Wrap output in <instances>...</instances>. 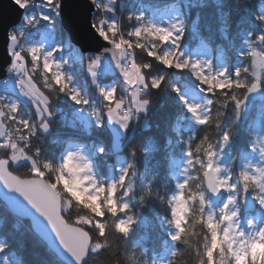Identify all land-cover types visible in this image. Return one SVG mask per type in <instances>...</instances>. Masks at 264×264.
<instances>
[{
	"label": "trees",
	"instance_id": "obj_1",
	"mask_svg": "<svg viewBox=\"0 0 264 264\" xmlns=\"http://www.w3.org/2000/svg\"><path fill=\"white\" fill-rule=\"evenodd\" d=\"M174 5L180 7L185 16L186 30L181 42L184 50L194 52L203 45L212 53L214 60L227 63L230 71L241 63L238 52L244 36L253 31V25H256L255 30L259 31L255 18L264 14V0H191L189 2L115 0L114 8L116 19L126 35L136 23L135 20H128V15L132 14L131 8L135 11L142 8L150 17L153 12L165 15L169 9L174 10ZM57 40H59L58 36ZM135 57L138 63L151 61V58L140 49H136ZM151 62L153 68L149 75L157 74L158 68L162 66L155 61ZM243 64L249 67L251 72L250 57H245ZM26 67L31 68L30 58H26ZM71 69L75 74L80 71L85 74L84 64L79 67L72 63ZM165 71L172 74L169 79L177 87L195 89L185 75L171 69ZM32 75L41 90L49 96L50 106L56 112L49 121V133L43 135L37 131L34 135L36 138H41L37 146L41 152V159L49 167L56 168L62 166L66 147L81 146L86 151L93 152L103 145L105 148L102 154L94 153V161L100 168L101 174L107 176L109 169L114 170L117 160L121 159L126 165L127 178L132 184L131 202L123 213H118L117 208L110 210L104 204L100 206L101 210L96 212L87 200L78 202L64 195L69 204L79 206L65 213V218L69 221L74 220L78 213L84 211L91 213L97 220L104 221L111 218L107 226L100 223L102 226L99 229L96 225L94 230L87 229L92 234L93 242L105 240L107 246L96 254H89L85 264H145V261L149 264H233L228 247L223 243L214 245L213 227L209 224L205 209L200 205L198 198L200 194L207 193L203 181L204 165L209 160L206 145L212 146L214 155L211 158H214L223 143L221 134L228 131L231 136V142L227 145L232 155V171L237 177H241L240 163L250 153L258 122L264 134V113L258 118L257 110L252 108L245 116L237 119L231 105L225 108V98L219 95L220 90H218L217 96L213 99H217L219 103L212 106L207 123L198 126L194 125L192 118L187 117L186 113L183 120H177L182 110L176 104L174 93L170 88L150 89L148 95L144 97L150 102L147 113L139 114L138 120L136 115H133L128 126V134L122 138L120 148L113 150L110 131L105 126L93 127L89 135H84L80 130L71 131L64 126L62 115L72 114L77 106L63 94L57 95L45 89L39 72ZM117 76L108 74L101 77L99 83L101 86L112 84ZM85 78L87 79L84 87L89 99L96 107L101 108V112H104L100 99L96 97V85L91 83L87 74ZM242 78L252 79L250 75L245 74H242ZM5 95L11 101L20 100L22 102L18 104L20 111L27 110L30 121H35L34 111L22 98L10 91L8 82ZM121 95L126 99V94L118 87L117 96ZM6 111L7 109H3L0 112L6 113ZM9 125L16 130L20 128L11 120ZM132 129H135L134 134ZM189 148L192 152L190 159L196 164L200 162L199 165L202 167H196L198 179H190L184 186L182 197L186 201V211L177 238L171 240L168 229L174 227L172 201L178 191L177 181L181 172V163L185 157H188ZM198 148L200 151H197ZM7 156V150L0 149V158ZM9 169L12 174L22 179L32 177L29 164H21L17 167L10 165ZM57 177H52L51 173L48 175L49 180L54 181L53 185ZM64 177L67 178V175L65 174ZM243 182L249 194L255 196L257 190L254 184L250 181ZM224 198L225 194L222 199ZM117 205H121L119 200ZM242 213L245 216L252 215ZM126 218H131L132 222L127 234L124 235L123 230L116 225ZM82 221L87 225L92 223L86 218ZM113 224L115 232L111 231ZM96 230L99 231V236ZM0 244L6 245V251L0 254V259L13 264H63L32 232L30 223L12 215L1 201ZM246 264H264V261L250 259Z\"/></svg>",
	"mask_w": 264,
	"mask_h": 264
},
{
	"label": "snow or ice",
	"instance_id": "obj_2",
	"mask_svg": "<svg viewBox=\"0 0 264 264\" xmlns=\"http://www.w3.org/2000/svg\"><path fill=\"white\" fill-rule=\"evenodd\" d=\"M114 3L115 0H107V3L102 0H79L72 6L71 13L68 9V18L65 23L63 17L65 0H11V4L23 15L22 26L17 31L10 30L7 33V51L11 58L7 71L16 75L19 94L35 106L39 117V131L42 133L48 131L49 121L56 112L50 106L49 96L35 82L32 73L36 72H39L45 89L57 95L66 96L77 106V112L86 115L91 108L90 115L94 117V120L80 122L85 129H89L91 124L102 128L105 122L115 121L121 129L127 131L133 115H136L138 120L139 114L147 113L150 102L144 97L148 95L149 90L162 87L170 88L174 93L176 104L182 110L177 120H183L186 113L187 117L190 116L198 126L207 123L212 106L219 103L217 99H213L217 96L218 90H220L219 95L225 98V108L231 105L237 119L257 100L264 108V14L257 15L255 18L259 31H256V25H253V31L244 36L238 52L241 63L230 71L227 63L217 64L212 58L192 60L185 55V48L181 42L186 30V21L180 7L174 5V14L171 18L161 19L159 22L155 19L146 20L143 13L129 14L128 20H135L136 23L125 35L116 19ZM41 23L52 30L51 33H41V38L47 40L49 46L45 48L43 44H40L25 47L20 41L26 31ZM71 30H79L81 38L85 41L90 33L94 34L106 47H101L99 52L92 54L72 42ZM65 48L68 49L70 58L78 60L81 65L87 61V72L92 78V83L96 85L104 112L95 107L92 101L74 86V77L63 71L64 65L68 64L69 60L63 59L62 56L58 60L57 54H62ZM136 49L142 50L147 57L151 58V61L162 66L158 68L159 71L156 70L157 74L149 75L153 68L151 61L137 62ZM245 57L252 58L251 72L249 67L243 64ZM26 58H30V69L26 67ZM165 69L189 73L198 82L196 89L177 87L169 79L172 74ZM108 74L117 76V79L111 85L101 86L100 78ZM242 74L250 75L252 79L242 78ZM118 87L122 93L130 97V100L125 99L124 95L117 96ZM4 102V97L0 96V106H3ZM6 107V113L0 112V118L6 116L14 124L19 125L20 128L17 129L21 132L24 143L30 146V138L37 133V126L30 119L18 117L17 103H9ZM205 108L207 112L204 111ZM21 128L27 130V135L21 131ZM261 137H264V134H258L256 140H260ZM221 141L224 144L231 142L228 131L221 134ZM251 147L255 150L256 143L253 142ZM0 149L9 151L6 158H0V184L9 192L22 198V200L9 198L11 203L18 206V212L21 214L32 216L36 231L48 241L51 248L70 258L68 260L70 264H76V261H79V264H85L89 254H96V252L89 246L88 232L80 227L84 222L77 220L73 223L65 218L64 211L52 199V193L48 191L49 189L56 191L57 187L53 186L43 169L34 168L31 178L22 179L12 174L9 165L18 164L19 154L27 153V148L15 143L10 144L3 138L0 140ZM197 151L200 149L198 148ZM206 151L209 157L207 170L212 173V180L209 181V188H211L216 181L211 160L214 155L212 146L206 145ZM261 151L264 153V149ZM97 153L102 154L103 149L98 148ZM187 156L191 162L190 148L187 150ZM72 161L71 155L65 157L59 178L63 179L66 174L69 182L83 185L85 181L81 179L80 174L85 171V168L73 166ZM48 167V164L44 165L45 169ZM244 179L248 178L244 177ZM126 181L125 171L119 182L124 184ZM180 187L183 188L184 185ZM107 191L114 193L115 186L108 187ZM113 203H116L115 200ZM260 204L264 206V200H260ZM126 207L127 205H117L118 213H123ZM227 218L230 219V217ZM101 226L100 223L96 224L97 229ZM129 226L130 224L123 220L116 225L123 230L124 235L127 234ZM176 238L173 237V239ZM5 251L6 245L0 244V254Z\"/></svg>",
	"mask_w": 264,
	"mask_h": 264
},
{
	"label": "rangeland",
	"instance_id": "obj_3",
	"mask_svg": "<svg viewBox=\"0 0 264 264\" xmlns=\"http://www.w3.org/2000/svg\"><path fill=\"white\" fill-rule=\"evenodd\" d=\"M189 2L191 0H183ZM102 2L107 3V0H102ZM132 14L143 13L145 15L146 20L155 19L157 22L159 20H168L174 14L173 9H169L167 14L159 15L156 13H151V16L148 17L146 11L144 9H138L135 11L134 9H130ZM22 26V20L20 23L11 31H17L19 27ZM48 32L51 33L52 30L47 27V25L41 23L38 24L35 28H30L26 31L25 36L20 41L25 47H33L39 46L43 44L45 48L49 46V42L47 40H43L41 38V33ZM185 55L192 60H204L206 58H212L213 55L211 52L208 51L206 47L203 45L199 46L196 51L190 52L188 50H184ZM63 57V59L69 60V63L64 65L63 71L65 74H70L74 77L73 84L75 87L81 90L82 94L85 95L87 98V92L85 85V74L91 79L90 74L87 72V61L84 62L85 74L83 72H79L75 74L71 69L72 63L77 64L81 67V63L78 60L70 58V54L67 48L63 51L62 54H57V59L59 60ZM251 59V71H252V58ZM214 63H220L218 60H214ZM187 77L190 83L195 87L198 84L197 81L193 77L190 76L187 72H179ZM17 80V79H15ZM10 91L15 94L16 96L22 98L26 105L31 107L34 111L35 121H31L33 124L37 126L38 132L43 135H47L49 133V127L47 133H42L39 131V117L36 114L35 106L22 94H19V90L17 85H12L8 82ZM93 84V83H92ZM95 86V84H93ZM111 85V84H107ZM105 86V85H103ZM97 91V89H96ZM96 97L99 98L98 93L96 92ZM100 99V98H99ZM126 99L130 100V97L126 95ZM92 104L96 107V105L92 102ZM99 110L101 111L100 107ZM252 108L256 109L258 112V118H261L263 109L261 107L260 102L257 100L255 103L250 105L249 110L244 113L242 116H245ZM207 112V108L204 109ZM91 108L88 109V113L82 114L77 112H73L72 114L64 113L62 115V122L63 125L68 127L71 131L80 130L81 133L84 135H89L90 130L95 127L94 124H91L89 129H85L81 121L87 120L91 122L94 120V117L90 115ZM18 117L21 119H29L27 110L25 112H21L18 108ZM7 119V117H6ZM4 120V117H3ZM193 120V119H192ZM4 122L0 118V136L5 135V126ZM194 125H197L193 120ZM104 126L109 129L111 135V147L113 150H118L120 148V143L122 138L125 135H122L125 131L119 127L115 121L107 123L105 122ZM97 128V127H95ZM25 130V129H24ZM256 136L253 140L257 139L258 134H262V126L258 122L256 128ZM27 132V130H26ZM0 137V139H2ZM257 147L255 150L252 149L250 146V153L247 154L240 163V170H241V177H237L232 171V155L230 153L229 147L227 144L222 143L220 148L217 151V154L212 160V166L215 170V176L217 180L218 188L221 190L222 194H225V198L222 199L221 203H212L206 194H200L198 196L200 205L205 209L206 218L209 224L213 227L214 234H213V242L214 245H219L223 243L229 249L231 253L233 264H246L248 260H257V261H264V212L259 210L260 206V197L264 195V153H262V149H264V139L255 140ZM252 144V143H251ZM104 150V146L100 145V147ZM97 148V149H98ZM97 149L95 151H86L85 148L81 146H73V147H66L65 152L62 158V167L64 164L65 157H67L70 153L73 157V165L77 164L76 157L79 156L81 159V168L83 163H88L89 167L85 168V171L80 174L82 180L85 181L83 185H73L66 177L60 179L59 175L55 181L54 187H59L62 191L63 195H67L69 199L74 201L82 202L84 199L90 203L91 208L99 212L100 206L103 204L110 208V210H115L117 208V201L119 200L121 205H127L128 208L130 204V196L132 191V184L130 179L127 178L126 183L121 184L119 182L120 177L126 171V165L124 161L117 160L114 170L109 169V173L107 176H103L101 174V170L94 161V153L97 155ZM8 155L9 151L7 150ZM208 162L206 161L204 165V170L208 169ZM200 162L197 164L194 163L192 160L189 162V158L185 157L183 162L181 163V172L179 174V179L177 181L178 191L173 198L172 201V213H173V228L168 229V235L171 240H174L173 237H177L178 232L181 229V225L184 219V213L186 211V201L183 194V188L180 185H186L187 181L190 179H198V172L196 167H202L199 165ZM21 164H29L27 161H20L18 164H13V167H17ZM30 165V164H29ZM91 172L92 175H86V173ZM65 176V175H64ZM244 177L248 179L245 180ZM96 180V183L92 181ZM243 181H250L256 187V194L252 196L249 194L247 188ZM121 187H120V186ZM115 186V192L110 193L107 191L108 187ZM248 193L249 197L253 204L256 205V212L252 215H247V212L243 210V204L245 201L244 193ZM203 196V199L201 197ZM119 198V199H117ZM207 198V201H206ZM223 198V196H222ZM115 200V204L113 203ZM178 209V210H177ZM177 210V211H174ZM246 213L247 216L243 215ZM227 217H230L227 218ZM126 223H131L129 218L122 219ZM121 221V220H120ZM118 222V224L120 223ZM122 230V229H121ZM0 264H5V259H0ZM7 264H13L12 262L7 261Z\"/></svg>",
	"mask_w": 264,
	"mask_h": 264
},
{
	"label": "water",
	"instance_id": "obj_4",
	"mask_svg": "<svg viewBox=\"0 0 264 264\" xmlns=\"http://www.w3.org/2000/svg\"><path fill=\"white\" fill-rule=\"evenodd\" d=\"M116 1H124V0H116ZM79 0H65V11L63 13L64 21L67 22L68 18V9L69 13L73 11L72 6L77 4ZM90 11V7H89ZM22 13L11 4V0H0V81L5 80L9 74L7 71L8 67L10 66V57L8 56L7 51V33L15 28L21 21ZM71 29V26L69 25ZM72 42L76 44L78 47H82L86 51H90L92 54H96L100 51L101 47H106L102 41H99L98 38L95 37L94 34H89V38L85 41L81 38V34L79 30H71L70 32ZM10 168V165H9ZM10 170V169H9ZM208 170H205L203 175V181L205 190L207 192L208 198L212 203H219L222 200V192L218 188L217 180L213 182L211 188H209V180ZM14 175V174H13ZM245 201L243 204V210L249 214H254L256 212V205L252 203L249 194L244 193ZM9 198H15L18 200H22L17 194L9 192L7 189L0 184V201L7 207L9 212L19 219L27 220L30 223L32 232L45 244L48 250L53 253L57 259L63 263L67 264V261L70 259L66 257V255H61L56 250L49 246L47 240H45L35 229L33 224L32 216L21 214L18 212V206L11 203ZM88 257L86 258L87 261ZM86 263V262H85Z\"/></svg>",
	"mask_w": 264,
	"mask_h": 264
},
{
	"label": "clouds",
	"instance_id": "obj_5",
	"mask_svg": "<svg viewBox=\"0 0 264 264\" xmlns=\"http://www.w3.org/2000/svg\"><path fill=\"white\" fill-rule=\"evenodd\" d=\"M131 131H132L133 134L135 133V129H132ZM127 134H128V129H127V131H125L124 133H122V135H127ZM260 139H264V137H261ZM255 140H252V143L255 142ZM69 155L72 156L71 153ZM25 157H26V161L30 164V171H31V173H32L33 169L34 168H37V167H39L40 169H43L47 176L49 175V173H51L52 177H56V176L61 175V173H62V166L56 167V168H52V167H48L46 169L44 168V165L47 164V163L41 159V152H40V149L39 148H37L31 154L21 152L19 154L18 159L20 161H25ZM76 159H77V164H74L73 166H76V167L81 166V159L82 158H80L79 156H77ZM82 166L84 168H88L89 167V164L85 162V163L82 164ZM86 175H92V173L91 172H88V173H86ZM208 180L209 181L212 180V174H209ZM50 182L52 183L54 181L53 180H50ZM92 182L93 183H96L97 181L96 180H93ZM72 184L74 186L76 185L75 183H72ZM48 191L52 193V199L58 204V206L64 211V213H68L71 210H73L74 208H78L79 207L78 205H75V204H69L67 197L63 195V193H62V191L60 190L59 187H57L56 191H53L51 189H49ZM262 191H264V189H262ZM259 199L260 200H264V195H262ZM259 210L261 212H264V206H262L260 204ZM85 218L88 219V220H90L92 222L91 225H87V224H83L82 223L80 225V227L84 231L88 232L89 235H88L87 239L90 241L89 246L92 247L93 250L96 253H98L101 249H103L104 247L107 246V243H106L105 240H97L96 242H93L92 234L87 229L88 228H92L94 230L95 229V225L97 223H104L107 226L110 223L111 218H109V220H104V221L97 220V218L94 217L91 213H89L87 211H84V212L78 213L76 215L75 219L72 220V222L75 223V221H77V220H83ZM111 231L112 232H115V226H114V224L111 227ZM95 232L99 236V231L96 230ZM144 253L146 254V250L145 249H144ZM73 259H75V258H73ZM67 264H70V262L67 261ZM76 264H79V261H76ZM145 264H149V262L148 261H145Z\"/></svg>",
	"mask_w": 264,
	"mask_h": 264
},
{
	"label": "built area",
	"instance_id": "obj_6",
	"mask_svg": "<svg viewBox=\"0 0 264 264\" xmlns=\"http://www.w3.org/2000/svg\"><path fill=\"white\" fill-rule=\"evenodd\" d=\"M19 50V49H18ZM16 79V75L14 73H9L7 78L5 80H1L0 81V96H3L4 99H5V102H4V105L3 106H0V111H3V109H7V104L9 103H17V104H21L22 102L20 100L16 101V100H9L7 98V96L5 95V92H6V84L7 82H12L14 83L15 85H17V80ZM1 120L4 122V126H5V135L3 136L4 139L8 140L11 143H15L17 144L18 146H23L26 149L27 153L31 154L33 153L38 147V143L41 142V138H36L34 136H32L30 138V146H28L26 143H24V139H23V136L21 134L20 131L12 128L9 124H10V120L9 119H6V116L4 117V120L3 118H1ZM25 135H27V132L24 131V130H21ZM2 138V139H3ZM0 139V140H2ZM10 146V145H9Z\"/></svg>",
	"mask_w": 264,
	"mask_h": 264
}]
</instances>
